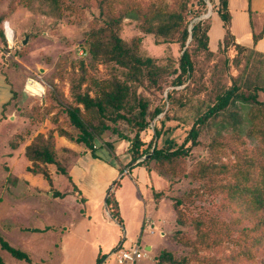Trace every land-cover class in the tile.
<instances>
[{
  "label": "trees",
  "instance_id": "16d2710c",
  "mask_svg": "<svg viewBox=\"0 0 264 264\" xmlns=\"http://www.w3.org/2000/svg\"><path fill=\"white\" fill-rule=\"evenodd\" d=\"M22 1L28 6L34 1L44 2L57 18L64 11L84 15L96 9L99 13V20L90 23L86 54L90 56L91 67L104 66L108 77H90L83 62L79 70L67 74L71 100L65 103L64 111L77 133L75 136L60 128L59 136L94 153L97 143L111 131L119 139L129 142V171L134 167L147 170L153 163L171 180H188L208 189L220 197L222 208L234 214V225L243 227L240 230L243 244L231 250L230 256H205L203 250L218 253L222 248L228 249L225 243L229 237L224 229L230 230L229 235L232 231L214 218H209V224L204 220L189 222L182 200H177L173 204V238L189 252L179 257L172 251L162 250L156 258L157 263L245 264L264 257V101L259 100V94L264 92V54L255 47H245L237 42L231 31L230 0H219L218 4L215 0H207L219 14L225 29L224 40L217 52L211 51L209 46L211 18L192 24L193 19L209 13L205 0H197L195 8H192L191 0ZM130 18L136 22L141 34L154 38L156 45H180L182 55L176 66L164 65L143 55L141 36L128 40L122 37ZM7 20L8 16H0V37L5 43H8L4 29ZM263 37L264 26L253 33L254 46ZM231 52L235 53L232 59L228 56ZM198 53L203 54L202 61H198ZM232 67L237 74H232ZM181 87L184 88L177 89ZM143 89L161 97L153 111L150 110L151 100L141 92ZM11 104L12 99L4 105L2 119L6 118ZM241 106L249 107L245 135ZM162 114H165L163 119L155 124L154 137L149 143L145 142L143 134ZM54 119L58 121V118ZM167 122L191 127L184 143L178 145L166 140L161 147L155 145ZM204 130L211 135L208 156L188 172L187 159L194 149L201 147ZM17 138L19 140L11 142L13 148H17L23 135L19 134ZM108 146L113 150L112 144ZM25 155L31 163L28 171L43 176L51 185L52 167L59 173H67L57 155L54 132L38 134L27 146ZM226 158L229 159L227 162ZM114 186L119 188L121 180ZM68 195L60 193L61 197ZM166 196L163 191L155 193L157 201ZM107 205L110 216L122 224L116 191L110 193ZM186 228L195 236L187 233ZM0 248L17 260L33 264L26 252L13 247L1 234ZM105 259L106 255L100 253L96 264ZM0 264H6L1 255Z\"/></svg>",
  "mask_w": 264,
  "mask_h": 264
},
{
  "label": "rangeland",
  "instance_id": "374dc122",
  "mask_svg": "<svg viewBox=\"0 0 264 264\" xmlns=\"http://www.w3.org/2000/svg\"><path fill=\"white\" fill-rule=\"evenodd\" d=\"M205 1L208 5V1ZM191 2L192 8H195L197 0ZM250 13L253 20L252 33H257L264 24V11L252 10ZM1 15L8 16L7 22L4 23L8 43L0 37V116L3 104L12 97V104L5 118L9 120L10 125L6 143L11 133H17L16 137L14 135V141L19 140L17 137L20 133L30 140L42 132H54L55 136H59L60 128L76 136L77 131L70 126L64 111L65 103L71 100L67 74L72 70H79L83 62L89 69L90 77H108L104 66L100 65L97 69L91 67L90 56L86 54L87 33L90 23L99 20L98 11L92 9L84 15L64 11L62 16L57 18L44 2L34 1L28 6L22 0H0ZM198 19H193L192 22ZM231 31L233 33L232 23ZM134 36L142 37L143 55L153 57L164 65H177L182 55L180 45H156L154 38L141 34L136 22L130 18L122 37L128 40ZM26 39L28 42L24 45ZM234 54L231 52L228 55L230 59ZM202 55L198 53V61H202ZM232 74H237L233 67ZM30 80L42 87L39 95L29 92ZM58 91L63 96H60ZM141 92L151 100L150 110L153 111L160 103L161 97L144 89ZM166 95L167 92L164 97ZM259 100L264 101V92L259 94ZM248 112L249 107L241 106L245 123L244 135L248 131ZM164 115L157 117L151 128L143 134L145 142L152 140L155 124L163 119ZM54 118H58V121L55 122ZM190 129L189 125L167 122L162 129V137L155 141V145L161 147L166 140L181 145ZM210 140V133L204 130L201 147L194 149L187 159L188 172L198 161L208 156L207 146ZM108 144H112L113 150H110ZM129 147V142L119 139L111 131L106 132L97 143L94 153L88 149L83 152L80 145L71 152L59 146L58 150L56 149L57 155L67 173L53 171L52 180L54 190L69 193L65 198H54L53 192L46 194L41 188L33 187L25 178L18 177L21 172H27L26 156L20 155L18 165L11 170L12 176H9L6 165L11 166L13 160L1 155V236L13 247L26 252L33 264H96L100 253L106 255L101 264H117L114 249L134 245H139L145 255L137 264H158L156 258L162 250L172 251L179 257L186 256L189 252L173 238V204L182 200L185 218L189 222L204 220L209 224V218H214L222 225L229 226L232 231L229 235L230 230L224 229L227 238L229 237L225 243L228 249L222 248L218 253L203 250V255H216L219 258L230 256L231 250H236L243 244L240 233L243 227L234 225V214L222 208L219 196L188 180H171L165 173L158 171L153 163L149 164L147 170L134 167L129 173ZM145 159L146 157L142 160ZM224 160L227 162L229 159ZM230 161L233 162V159ZM119 180L121 186L118 188L114 184ZM111 189V193L116 191V196L123 206L122 224L110 217L109 209L105 208V198ZM160 191L167 196L157 201L155 193ZM81 198L86 201L80 200ZM185 230L195 236L191 229ZM149 245L153 247L152 251L147 250ZM0 255L6 264H26L1 248ZM245 264H264V257Z\"/></svg>",
  "mask_w": 264,
  "mask_h": 264
},
{
  "label": "crops",
  "instance_id": "0c3cea01",
  "mask_svg": "<svg viewBox=\"0 0 264 264\" xmlns=\"http://www.w3.org/2000/svg\"><path fill=\"white\" fill-rule=\"evenodd\" d=\"M215 2L218 4L219 0H215ZM230 8H231V13H232V29H233V33L236 37L237 42L240 45L245 46V47H249V48L255 47V49L258 52L264 54V37L254 46L253 35H252L253 33H252V27H251V22L253 24V20L251 16L252 14L250 13L252 10L255 12L264 11V0H230ZM210 18H211V29L209 32V46H210L211 51L217 52L220 49L221 44L225 37L224 24L219 14L217 12H214L213 9H212ZM263 26L264 24L261 26V29L263 28ZM9 32L12 34V30L10 27H9ZM11 44L12 43H10V45ZM0 49H1V44H0ZM11 99L12 97L3 104L2 110H1V116H0V156L2 155L5 158L8 157L10 158V160L11 159L13 160V163L10 164L11 166L6 165L9 176H12L11 170L18 165L20 161V155L26 156L25 153H26L27 146H29L32 140L37 136L35 135L30 140H28L25 134L20 133L21 135H23V139H20V141L17 142V148H13L11 145V142L14 140V135L16 136L17 133L14 135L13 133H11L13 135V139L11 140V137H12L11 135V137H9L10 138L9 140L11 141L7 140L9 143V147L7 148L8 143H6L5 139L8 138V135L10 133V125H9V120L2 119V114H3L4 105L7 104L9 101H11ZM59 146H63L67 151L71 152V151H75L78 145L65 137L56 136V149L57 150ZM82 149H83L82 150L83 152H86L84 147H82ZM30 166H31V163L28 160L27 167H26L27 172L26 173L21 172L20 175H18V177L20 179L25 178L32 184L33 187L41 188L44 192H46V194L53 192L52 194L53 197L54 195H56L57 198L58 197L61 198L60 193L61 194L63 193L56 189L54 190V187H53L54 185H51L43 176L34 175L30 173L28 171V168ZM51 170L52 172L57 171V169H54L53 167L51 168ZM128 172L130 173L131 171L128 170ZM80 200L86 201L85 198H81ZM118 200L120 203V209L122 213L123 206L121 204V200L119 198ZM35 231H37V229H35ZM148 248H151V251L153 250V247L150 245L147 247V250Z\"/></svg>",
  "mask_w": 264,
  "mask_h": 264
},
{
  "label": "built area",
  "instance_id": "2783aa9c",
  "mask_svg": "<svg viewBox=\"0 0 264 264\" xmlns=\"http://www.w3.org/2000/svg\"><path fill=\"white\" fill-rule=\"evenodd\" d=\"M115 254L117 264H137L145 258L139 245H134L129 248L119 246Z\"/></svg>",
  "mask_w": 264,
  "mask_h": 264
},
{
  "label": "water",
  "instance_id": "95a60500",
  "mask_svg": "<svg viewBox=\"0 0 264 264\" xmlns=\"http://www.w3.org/2000/svg\"><path fill=\"white\" fill-rule=\"evenodd\" d=\"M208 7H209V13H208L206 16H203V17L199 18V19L196 20V21L204 20V19H207V18L210 17V15H211V13H212V6H211V4H210L209 2H208ZM196 21H195V22H196ZM195 22H192V24L195 23ZM191 29H192V26H191ZM191 29H190V30H191ZM191 40H192V38H190V40H189L188 43H190ZM27 42H28V39H26V40L24 41L23 44L26 45ZM30 84H33V81H32V80H30V81L28 82V85H30ZM28 85H27V87H28ZM26 89H27V88H26ZM111 191H112V189L108 192V194H107V196H106V198H105V205H106L105 208H106V209H108L107 200H108V197H109ZM148 250L151 251V248H148Z\"/></svg>",
  "mask_w": 264,
  "mask_h": 264
},
{
  "label": "bare ground",
  "instance_id": "6f19581e",
  "mask_svg": "<svg viewBox=\"0 0 264 264\" xmlns=\"http://www.w3.org/2000/svg\"><path fill=\"white\" fill-rule=\"evenodd\" d=\"M28 90L30 93L39 95L42 92V87L33 82V84L29 85Z\"/></svg>",
  "mask_w": 264,
  "mask_h": 264
}]
</instances>
